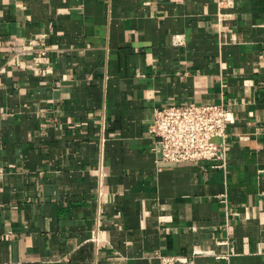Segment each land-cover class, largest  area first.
<instances>
[{
  "label": "crops",
  "instance_id": "1",
  "mask_svg": "<svg viewBox=\"0 0 264 264\" xmlns=\"http://www.w3.org/2000/svg\"><path fill=\"white\" fill-rule=\"evenodd\" d=\"M39 35L37 72L9 41ZM193 102L236 119L226 169L156 162L154 111ZM196 251L264 264V0H0V264Z\"/></svg>",
  "mask_w": 264,
  "mask_h": 264
},
{
  "label": "built area",
  "instance_id": "2",
  "mask_svg": "<svg viewBox=\"0 0 264 264\" xmlns=\"http://www.w3.org/2000/svg\"><path fill=\"white\" fill-rule=\"evenodd\" d=\"M9 51L12 58L19 60L31 58L30 68L40 72L41 61L49 52L46 35L36 36L26 42L9 41ZM235 120L224 103L204 105L193 102L184 106L157 108L150 128V134L155 140L152 151L156 162L194 165L212 162L215 168L226 169L229 159L228 129ZM210 254V252L196 251L189 257L160 254L158 257L161 264H197V258Z\"/></svg>",
  "mask_w": 264,
  "mask_h": 264
}]
</instances>
